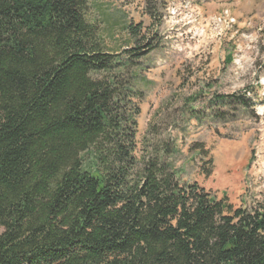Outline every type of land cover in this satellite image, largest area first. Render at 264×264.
<instances>
[{
	"label": "trees",
	"instance_id": "trees-1",
	"mask_svg": "<svg viewBox=\"0 0 264 264\" xmlns=\"http://www.w3.org/2000/svg\"><path fill=\"white\" fill-rule=\"evenodd\" d=\"M90 9L0 0V264H264V198L182 183L168 145L138 155L141 48L111 52Z\"/></svg>",
	"mask_w": 264,
	"mask_h": 264
},
{
	"label": "rangeland",
	"instance_id": "rangeland-1",
	"mask_svg": "<svg viewBox=\"0 0 264 264\" xmlns=\"http://www.w3.org/2000/svg\"><path fill=\"white\" fill-rule=\"evenodd\" d=\"M90 3L111 52L141 48L138 155L168 145L182 183L226 194L236 208L263 199L264 0Z\"/></svg>",
	"mask_w": 264,
	"mask_h": 264
}]
</instances>
